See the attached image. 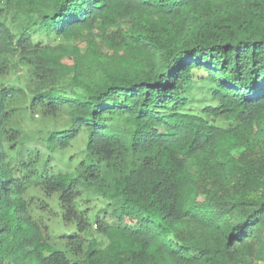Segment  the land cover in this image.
<instances>
[{"label":"trees","instance_id":"trees-1","mask_svg":"<svg viewBox=\"0 0 264 264\" xmlns=\"http://www.w3.org/2000/svg\"><path fill=\"white\" fill-rule=\"evenodd\" d=\"M0 264H264V0H0Z\"/></svg>","mask_w":264,"mask_h":264},{"label":"rangeland","instance_id":"rangeland-1","mask_svg":"<svg viewBox=\"0 0 264 264\" xmlns=\"http://www.w3.org/2000/svg\"><path fill=\"white\" fill-rule=\"evenodd\" d=\"M84 47H85V45L82 44L81 48H84ZM21 124H22V127L24 128L25 131H34V130H36V129H38L40 127L41 121H40V119L38 117H36L35 120H27V121H24V122L21 121ZM81 147H82V142L77 143L72 149H70L69 154L72 153V152L73 153H77L78 151H80ZM96 205L97 206L99 205L98 208H100L101 202L96 204ZM95 210L96 209H94L93 212H95Z\"/></svg>","mask_w":264,"mask_h":264}]
</instances>
